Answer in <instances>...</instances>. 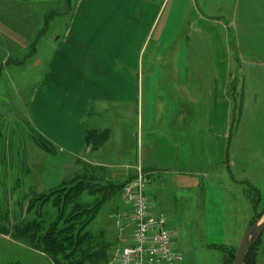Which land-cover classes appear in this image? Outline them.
Returning a JSON list of instances; mask_svg holds the SVG:
<instances>
[{"label":"rangeland","instance_id":"obj_1","mask_svg":"<svg viewBox=\"0 0 264 264\" xmlns=\"http://www.w3.org/2000/svg\"><path fill=\"white\" fill-rule=\"evenodd\" d=\"M79 23L114 36L134 29L129 49L127 37L98 42L122 65L101 63L97 54L80 50L85 46L74 43L72 34ZM74 84H81L79 91ZM189 89L196 100L214 98L210 102L217 107L214 113L199 112L208 129L209 161L219 163L207 183L191 175L193 170L181 171L178 159L186 142L171 132L173 109L184 108L177 100ZM78 93L95 109L107 108L101 96L122 95L125 101L108 105L126 112L119 108L123 102L130 116L141 113L143 133L130 139L115 135L113 161L137 166L141 155L147 167L164 171L162 181L151 176L148 196L175 235L182 257L176 264H233L238 241L249 229L234 212L254 209L249 227L264 214V0H0V264L57 263L38 239L59 216L53 203H45L51 194L44 192L82 170L70 146L81 139L84 126L72 117ZM218 141L221 151L212 154ZM121 150L133 158L125 159ZM105 183H112L108 191L101 189ZM124 184L85 183L88 189L78 196L81 205L94 208L87 230L104 233L106 264H114L125 245L111 228V213L129 209L120 196L111 197ZM71 237L69 243L78 240ZM250 264H264V235Z\"/></svg>","mask_w":264,"mask_h":264},{"label":"crops","instance_id":"obj_2","mask_svg":"<svg viewBox=\"0 0 264 264\" xmlns=\"http://www.w3.org/2000/svg\"><path fill=\"white\" fill-rule=\"evenodd\" d=\"M146 16V15H144ZM87 16H79L78 19L85 18ZM134 25L133 23L128 24V26ZM134 29H122L123 34L121 32H118L115 36L112 34V32L107 33L106 31H96L92 32L86 29V27L79 23V26L76 25L75 29L73 28L72 34H73V41L74 43H78L80 45H84L85 49L83 50L84 53H88L89 55H95L97 54V57L99 59V62L101 63H110L112 65L120 66L122 65L121 60L117 59L116 61H112V59L105 55L106 52L101 50V48L97 45L99 41H102L104 39L114 38L119 40V38H122V42H124V37H127L125 39V46L128 47V36L132 34ZM79 31H81L84 35H82ZM103 38V39H102ZM112 41V40H111ZM113 42V41H112ZM124 49V47H121ZM126 49V50H128ZM173 62L175 63V57ZM173 63V66H174ZM98 66V63H97ZM100 66V65H99ZM176 66V65H175ZM100 68L103 70L104 67L100 66ZM93 73V72H92ZM92 73L90 75H92ZM107 77L106 72H101V78ZM87 77L85 78V80ZM84 80V82H85ZM161 79L159 80V86L161 85ZM223 85L222 83H220ZM81 84L75 85L74 89L79 91ZM170 87L172 88L173 92L177 91L176 87V79L172 80V83L170 84ZM161 90V89H160ZM119 99H122L121 101H125L124 96H120ZM116 97L113 96H107L103 95L101 96V100L107 108H99L95 109L93 107V102L90 99H84L81 97V93L76 94L74 98V105L77 106V108L71 113L73 114V119L78 120L83 126V129L80 130V137L81 139L78 140L76 144H70L71 147H74L77 152L74 151V155L72 154L73 158L77 159V163L82 165V170L80 172H77L74 174L70 179L63 180L60 184V187L67 184V182L72 183V185H75L76 183H87L88 186L92 187L93 183H97L98 186L100 185V182L103 181H112L115 185H119L122 183H127L129 180L134 179V177L137 175L138 169L142 168L144 172L148 173L150 176H155L154 179H161L162 181V171L161 169L155 168V167H147L144 164L143 158L140 155V160L137 166L132 165L133 162L130 161L129 166L124 165H116L113 161L115 159V153H114V144H115V135L120 134L122 139L125 137H128L129 139L132 138V135L134 133H138V136L143 133L142 129L143 127V120L141 119V113L137 110H134V116H130L128 114V108L127 104L121 103L120 109L126 110L120 111L115 109L116 105H108L111 102L119 100ZM214 100L212 98L209 100V98H203L198 97V100H196V93L191 91L189 89L182 92L177 100V102L184 101L186 105L184 108H177L173 109V119L172 124L173 127L171 129V132H173L177 137L184 140L186 143L184 146L180 148V156L179 161L182 163L183 167H181V171L186 172L187 170H193L194 173H191V175L196 176L197 180L199 181L201 179L202 182L207 183L210 178L208 177L209 173L212 171H215L219 169V163L212 161H209V141H208V129H205L206 126L201 125L200 123V117L199 112L200 111H212L217 112V107L211 103L210 101ZM197 102L198 104H196ZM90 103V104H89ZM89 104V105H88ZM172 104L175 105V99H172ZM88 107V108H87ZM87 108V109H86ZM81 109L82 113H78V110ZM180 122L182 124H186L181 126L180 128L177 127L176 122ZM64 131L62 129H59V132ZM76 133V132H75ZM222 133H223V125H222ZM76 137H78V133H76ZM140 137V136H139ZM223 137V135H222ZM141 141V139H139ZM218 142H213L211 146V152L218 153L219 150L221 151V145H219ZM217 144V145H216ZM216 145V146H215ZM55 149V148H54ZM170 150V149H169ZM125 159L131 160L133 158L132 152H126V150H121L120 152ZM84 156H90L92 160H84ZM221 168V167H220ZM188 174V173H187ZM95 180V182L93 181ZM127 181V182H126ZM68 183V184H70ZM67 184V185H68ZM112 183H105L106 187H102V190H106L108 187H111ZM90 187V188H91ZM202 183L199 185V188H202ZM59 189V188H58ZM58 189H53V191L44 192V193H51L55 192ZM204 189H201L200 193L203 194ZM118 196L121 197L120 194L116 193ZM116 194L111 195V197L115 196ZM122 199V197H121ZM123 201V199H122ZM152 201V207H153V213L159 214L164 211H161L159 207H155L154 201L151 198ZM156 201H159L158 197H156ZM161 201H159L160 203ZM43 205H41V208ZM130 209H122L117 208V210L113 211L111 213V218H114L115 223H111V228H113L114 233L117 235L118 239H120V243L125 241L128 236H126L127 232H130L132 230L131 227V221L127 219V216L130 215ZM245 212L243 207H239V211L234 212L236 214V220H239L241 222H244L246 225V228H249L250 220L254 218L255 210L252 211H246V217L243 218L242 214ZM122 216V219L124 218L125 224H123L122 220H116L115 216ZM231 219H233L232 213H229ZM119 221V225H118ZM91 225V223L89 224ZM97 232V231H96ZM93 232L92 234L94 236L100 237V243H102L104 238L103 232ZM243 237V236H242ZM242 239V238H241ZM241 239L238 241H241ZM110 246V244H109ZM237 248V247H236ZM235 249V248H233Z\"/></svg>","mask_w":264,"mask_h":264},{"label":"trees","instance_id":"obj_3","mask_svg":"<svg viewBox=\"0 0 264 264\" xmlns=\"http://www.w3.org/2000/svg\"><path fill=\"white\" fill-rule=\"evenodd\" d=\"M86 189L88 187L83 182L76 183L73 186L65 184L51 193L50 198L45 202H51L53 207H56L59 213L58 220L50 226L51 228L47 229L44 237L38 239L35 238L34 234L32 238L38 239L39 247L52 255V258L55 259L54 261L57 262H55L56 264H59L61 260L64 264L71 260L74 261L70 264L107 263L106 254H102L103 244L100 243V237L94 236L91 231L87 230L89 222L94 218V215L90 217L89 212L94 210V208L89 209L81 205L78 200L80 193ZM98 210L99 208L95 211L97 212ZM71 236H77L78 240L69 243ZM258 244L251 250L246 264H250L251 255ZM87 256L89 257L87 258Z\"/></svg>","mask_w":264,"mask_h":264},{"label":"built area","instance_id":"obj_4","mask_svg":"<svg viewBox=\"0 0 264 264\" xmlns=\"http://www.w3.org/2000/svg\"><path fill=\"white\" fill-rule=\"evenodd\" d=\"M151 180L142 169L122 190L124 201L131 207L133 233L119 251L114 264H175L181 261L174 236L167 229V216L154 214L148 187Z\"/></svg>","mask_w":264,"mask_h":264},{"label":"water","instance_id":"obj_5","mask_svg":"<svg viewBox=\"0 0 264 264\" xmlns=\"http://www.w3.org/2000/svg\"><path fill=\"white\" fill-rule=\"evenodd\" d=\"M235 111H236V102L234 103V108L232 111V122L231 129L233 128L235 122ZM229 145L227 147V151L229 149ZM264 235V214L260 220L253 223L245 236L241 240L239 247L236 251L235 260L233 264H246L248 256L251 250L259 243L262 236Z\"/></svg>","mask_w":264,"mask_h":264}]
</instances>
